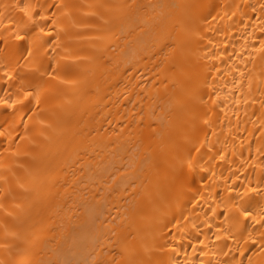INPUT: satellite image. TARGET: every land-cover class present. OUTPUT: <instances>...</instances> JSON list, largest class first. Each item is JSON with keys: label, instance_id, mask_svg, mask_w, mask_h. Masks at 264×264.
<instances>
[{"label": "bare ground", "instance_id": "obj_1", "mask_svg": "<svg viewBox=\"0 0 264 264\" xmlns=\"http://www.w3.org/2000/svg\"><path fill=\"white\" fill-rule=\"evenodd\" d=\"M0 264H264V0H0Z\"/></svg>", "mask_w": 264, "mask_h": 264}]
</instances>
